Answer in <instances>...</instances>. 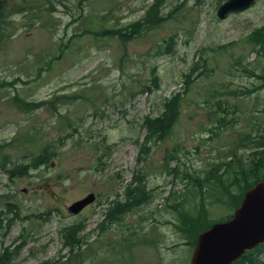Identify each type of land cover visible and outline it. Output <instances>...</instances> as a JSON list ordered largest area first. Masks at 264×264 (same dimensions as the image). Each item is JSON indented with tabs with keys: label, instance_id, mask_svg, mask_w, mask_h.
I'll list each match as a JSON object with an SVG mask.
<instances>
[{
	"label": "rangeland",
	"instance_id": "rangeland-1",
	"mask_svg": "<svg viewBox=\"0 0 264 264\" xmlns=\"http://www.w3.org/2000/svg\"><path fill=\"white\" fill-rule=\"evenodd\" d=\"M155 1L8 0L0 24L7 264H188L193 248L179 231L181 213L203 205L208 222L222 221L241 196L242 173L248 183L253 172L264 177L252 155L264 139V57L247 41L264 25V0L223 21L214 12L224 0H159L157 26L125 42L101 35L142 24ZM170 36L173 56L164 49ZM178 94L169 136L147 141L139 154L142 122ZM44 146L55 156L27 168ZM137 174L151 198L105 221ZM89 193L95 203L69 214L67 206ZM72 226L79 240L67 244Z\"/></svg>",
	"mask_w": 264,
	"mask_h": 264
},
{
	"label": "trees",
	"instance_id": "trees-1",
	"mask_svg": "<svg viewBox=\"0 0 264 264\" xmlns=\"http://www.w3.org/2000/svg\"><path fill=\"white\" fill-rule=\"evenodd\" d=\"M7 2L8 0H0V24H4L6 18H7ZM161 1L157 0L154 3H152L148 11L145 15V19L143 23L141 24V21H136L133 24L130 25V28L126 31H121L118 28H110L106 29L101 32V35H105L107 37H119L122 42H125L127 40L133 39L139 34H141L143 28H152L154 26H157L159 23L163 22L164 17H161L159 15V4ZM247 41L252 46L259 47V50L263 51L262 56L264 57V25L261 27L253 30L248 36ZM173 44V37L170 36L168 40H166V46L164 47L165 53L173 56L174 51L171 47ZM189 74L185 75V84L189 83ZM260 79L264 80V75L261 77H258ZM154 85L158 87L157 84V77H154L153 81ZM254 91L247 92V95L253 93ZM245 94V93H244ZM56 99L63 98L66 99L68 97H55ZM181 95H175L171 97L169 100L167 99L163 104V111L162 113L154 118L146 117L144 121L142 122V127L146 130L145 134V142L144 145L140 146L139 154L146 153V146L145 143L147 141H151L152 139H156V141H162L164 138H167L169 135L172 127L174 126L180 112L181 108ZM22 104L24 107L27 108H35L37 106H41L43 103H33V102H24L22 101ZM218 124L221 125V121L218 120ZM262 137V136H261ZM258 137V138H261ZM254 148H261L260 151H255L252 153V155H257L260 159V163L264 165V139L257 140L255 143L252 144ZM55 156L54 151H49L47 146H44L40 149L39 153L35 155L33 158H31V164L27 165L26 167L29 169H37L40 166H44L48 163L50 159H52ZM21 165L18 168H21ZM26 167H24L26 169ZM24 173L23 171H20L18 174ZM250 175V174H249ZM250 183L247 182V176L246 174L242 173V180L243 184L240 187L241 189V196H237V201L234 202V206H238L242 194L251 188L254 183L258 180L264 179V177H260L256 175V172H253L251 175ZM143 177L141 174H137L133 176V178L130 180V182L125 185L124 188V198L123 200H116L115 205H113L107 212L104 217L105 221H109V219L112 221L114 220V216L117 214H120L123 211H126L128 208L135 207L136 205H139L141 203L148 202L149 198H151L150 193L147 194L149 191L144 188ZM123 201V202H121ZM19 210V209H18ZM207 210L203 205L200 207H197L196 213L193 214H185L181 213L182 220H181V226L179 231L181 232L184 239L187 241V244H189L192 248L195 244L196 237L205 229H207L211 223L207 221ZM0 217H2L0 213ZM230 218V216L228 217ZM227 218V219H228ZM0 227L1 225V219H0ZM80 229L72 226L67 227L64 229L65 234V242L67 244H72L79 239L77 238L78 231ZM79 244H77L78 246ZM71 252V251H70ZM78 256V255H77ZM11 258V251L8 250V248L3 249V254L0 256V264H7L9 263V260ZM232 264H264V244L260 245L258 248L246 252L240 259L234 261Z\"/></svg>",
	"mask_w": 264,
	"mask_h": 264
},
{
	"label": "water",
	"instance_id": "water-1",
	"mask_svg": "<svg viewBox=\"0 0 264 264\" xmlns=\"http://www.w3.org/2000/svg\"><path fill=\"white\" fill-rule=\"evenodd\" d=\"M256 0H226L215 11V17L246 10ZM94 201L89 194L75 201L67 209L78 214ZM264 242V181L257 182L243 196L232 218L215 223L197 236L189 264H231L248 250Z\"/></svg>",
	"mask_w": 264,
	"mask_h": 264
}]
</instances>
